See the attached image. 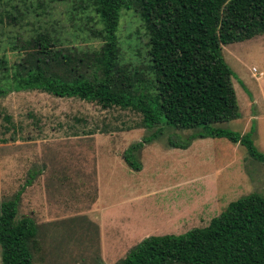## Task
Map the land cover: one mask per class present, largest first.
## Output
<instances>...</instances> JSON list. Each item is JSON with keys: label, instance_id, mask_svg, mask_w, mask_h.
Returning <instances> with one entry per match:
<instances>
[{"label": "rangeland", "instance_id": "374dc122", "mask_svg": "<svg viewBox=\"0 0 264 264\" xmlns=\"http://www.w3.org/2000/svg\"><path fill=\"white\" fill-rule=\"evenodd\" d=\"M90 3L0 0V84L17 57L9 45L37 27L60 45L98 47L81 41L95 20ZM117 36L119 64L149 78L146 36L131 9L121 10ZM221 51L239 115L219 125L251 132L264 154V32ZM140 122L130 108L38 89L0 97V201L19 191L16 217L36 222L33 264H117L147 235L205 226L228 202L249 192L264 196V164L238 141L205 136L184 148L169 145V138L183 141L188 128L162 125L134 151L140 167H130L123 151L154 130Z\"/></svg>", "mask_w": 264, "mask_h": 264}, {"label": "trees", "instance_id": "16d2710c", "mask_svg": "<svg viewBox=\"0 0 264 264\" xmlns=\"http://www.w3.org/2000/svg\"><path fill=\"white\" fill-rule=\"evenodd\" d=\"M90 1L95 20L81 41H97L98 47L81 51L60 45L49 31L35 28L9 45L17 57L9 66L8 80L0 84V97L38 89L140 113L141 125L154 130L122 153L135 169L140 162L134 151L156 138L164 124L192 129L183 141L169 138V145L184 148L192 138L222 136L238 141L264 164L251 132L239 134L219 125L239 115L233 72L221 45L264 32V0ZM122 9H131L144 29L150 79L119 64ZM18 197L19 191L0 201L2 264H33L37 225L29 215L16 217ZM173 262L264 264V196L249 192L228 202L205 226L147 235L117 264Z\"/></svg>", "mask_w": 264, "mask_h": 264}, {"label": "built area", "instance_id": "2783aa9c", "mask_svg": "<svg viewBox=\"0 0 264 264\" xmlns=\"http://www.w3.org/2000/svg\"><path fill=\"white\" fill-rule=\"evenodd\" d=\"M254 69V68H253Z\"/></svg>", "mask_w": 264, "mask_h": 264}]
</instances>
